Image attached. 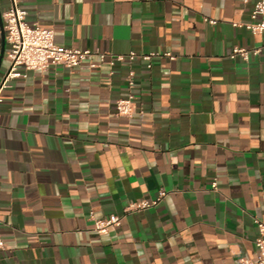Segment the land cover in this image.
Wrapping results in <instances>:
<instances>
[{"label": "crops", "instance_id": "obj_1", "mask_svg": "<svg viewBox=\"0 0 264 264\" xmlns=\"http://www.w3.org/2000/svg\"><path fill=\"white\" fill-rule=\"evenodd\" d=\"M257 1L17 0L30 23L54 31L57 45L106 55L3 84L5 45L0 264L256 259L264 33L246 24ZM8 6L0 0L2 21ZM3 39L0 23V56ZM235 48L251 51L249 58L232 56ZM152 52L148 68L141 55ZM111 56L124 59L110 65ZM129 95L136 112L120 116L116 102ZM160 191L166 195L156 205L129 209ZM112 217L120 225L95 230V220Z\"/></svg>", "mask_w": 264, "mask_h": 264}, {"label": "built area", "instance_id": "obj_2", "mask_svg": "<svg viewBox=\"0 0 264 264\" xmlns=\"http://www.w3.org/2000/svg\"><path fill=\"white\" fill-rule=\"evenodd\" d=\"M9 6L3 12L4 31L6 37V56L9 60V68L4 77L6 81L25 76L26 72L32 70H46L53 65H64L69 69H74L83 63L93 54H97L101 61L105 58V53L92 52L91 50H81L59 46L54 41V31L40 26L38 23H30L27 19V10L17 4V0H8ZM246 1V0H245ZM252 23L246 27L254 33H264V0H258L251 13ZM205 22L215 24L216 20L204 18ZM251 51L245 48H235L233 55H240L247 60ZM259 49L252 50V54H258ZM158 54L155 52L141 55V59L151 67V60ZM169 55V54H166ZM128 57L133 60L135 53L131 52ZM171 57V56H170ZM124 56H111L110 65L116 61H122ZM97 64L90 63L89 67ZM135 73L130 70L127 77L128 86L133 88ZM136 112L133 96L119 99L116 102V113L120 116L131 117ZM216 187V183H213ZM166 195L165 191H160L158 197L152 202H136L129 209H145L156 205L157 202ZM120 217L95 220V230L106 232L110 226L120 225ZM259 235L255 241L257 248L256 259L242 257L236 264H264V221L256 220ZM4 249V241L0 235V253Z\"/></svg>", "mask_w": 264, "mask_h": 264}, {"label": "water", "instance_id": "obj_3", "mask_svg": "<svg viewBox=\"0 0 264 264\" xmlns=\"http://www.w3.org/2000/svg\"><path fill=\"white\" fill-rule=\"evenodd\" d=\"M0 23H1V25H2V27H3V31H4V25H3L2 18H1V13H0ZM5 45H6V37H5V31H4V39H3V46H2V51H1L0 60H2L3 57H4Z\"/></svg>", "mask_w": 264, "mask_h": 264}]
</instances>
